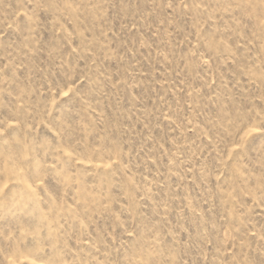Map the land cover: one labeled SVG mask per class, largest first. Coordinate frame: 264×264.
I'll use <instances>...</instances> for the list:
<instances>
[{"label": "rangeland", "instance_id": "1", "mask_svg": "<svg viewBox=\"0 0 264 264\" xmlns=\"http://www.w3.org/2000/svg\"><path fill=\"white\" fill-rule=\"evenodd\" d=\"M0 264H264V0H0Z\"/></svg>", "mask_w": 264, "mask_h": 264}]
</instances>
